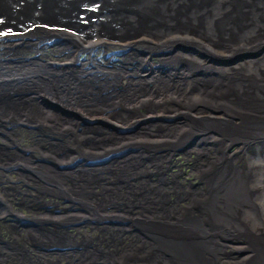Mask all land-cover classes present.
I'll return each instance as SVG.
<instances>
[{"label":"bare ground","instance_id":"bare-ground-1","mask_svg":"<svg viewBox=\"0 0 264 264\" xmlns=\"http://www.w3.org/2000/svg\"><path fill=\"white\" fill-rule=\"evenodd\" d=\"M9 1L0 264H264V0Z\"/></svg>","mask_w":264,"mask_h":264},{"label":"water","instance_id":"water-1","mask_svg":"<svg viewBox=\"0 0 264 264\" xmlns=\"http://www.w3.org/2000/svg\"><path fill=\"white\" fill-rule=\"evenodd\" d=\"M46 5H47V7H46V10L47 11H51V10H60V7H61V2L63 1V0H42ZM68 1H70L71 2V4H70V7L69 8H72V7H74V4L76 3V1L75 0H68ZM76 8V7H75ZM80 8V7H79ZM75 15H77L78 14V12H77V10L75 9ZM86 14L87 15H91V13L90 12H86Z\"/></svg>","mask_w":264,"mask_h":264},{"label":"rangeland","instance_id":"rangeland-1","mask_svg":"<svg viewBox=\"0 0 264 264\" xmlns=\"http://www.w3.org/2000/svg\"><path fill=\"white\" fill-rule=\"evenodd\" d=\"M111 51H113V52H115L116 50H111ZM82 56H84V58H86V56L84 55V53L83 54H81ZM102 55V53L100 52H98V56H101ZM154 60H156L155 58H154Z\"/></svg>","mask_w":264,"mask_h":264}]
</instances>
